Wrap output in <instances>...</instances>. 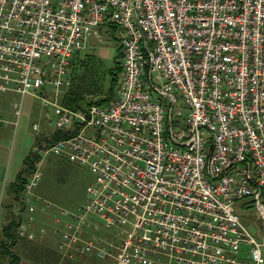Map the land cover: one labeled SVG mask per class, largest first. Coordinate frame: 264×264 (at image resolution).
Listing matches in <instances>:
<instances>
[{"label":"built area","instance_id":"2783aa9c","mask_svg":"<svg viewBox=\"0 0 264 264\" xmlns=\"http://www.w3.org/2000/svg\"><path fill=\"white\" fill-rule=\"evenodd\" d=\"M103 23L118 27L115 95L61 104L72 54ZM8 90L51 106L59 135L34 147L23 189L37 186L48 152L92 174L80 210L100 225L53 213L61 256L264 264V235L252 237L231 211L248 198L264 229V0H0V91ZM20 105L11 103L16 117ZM19 202L33 211L29 197ZM86 228L117 230L92 237Z\"/></svg>","mask_w":264,"mask_h":264},{"label":"rangeland","instance_id":"374dc122","mask_svg":"<svg viewBox=\"0 0 264 264\" xmlns=\"http://www.w3.org/2000/svg\"><path fill=\"white\" fill-rule=\"evenodd\" d=\"M111 25H108V23L99 24L97 26L99 35L94 38L90 33L85 47L81 48L78 51V58L75 57L77 58V63H79V60L82 56L84 57L85 54H91L96 56L97 58H100L102 65H100L99 69L96 70H98L97 74H99L103 78V86L107 84L109 75L107 72V67L114 64V59L115 62L119 61L120 64L121 58H115L117 54V47L121 49L117 39L118 27L115 25L114 27H112ZM75 58L73 59V62ZM75 68V70L79 71V67ZM115 75L116 79L112 86V96L113 94L115 95L116 92V88L119 82L120 70H118ZM66 87L61 91V93H59V102L61 94L66 89ZM47 94L48 96L53 95V88L51 84H47ZM175 94L178 97V92H175ZM19 100H21L20 112L16 117V115L13 113L11 103L13 101ZM105 102L106 101L96 103ZM86 103L89 102H85L83 104ZM83 104L77 107H80ZM165 113L167 114V109H165ZM184 113L185 108H182L181 115H183ZM0 118L1 122L5 121L4 119H6L7 121L8 119L13 121V126L10 124L8 127L3 128V131L4 134L9 135L6 142L9 143L8 147H10L11 156L16 158L18 153L17 148L19 144L24 145V143H26L28 152L32 148V146L35 147V143L32 141V137L33 140H35L36 135L39 133H43V137L46 133L50 135L51 128L53 127L54 114L51 106L43 105L40 97L36 93L32 94L31 92H25L20 97L17 92L8 90L0 91ZM32 122H36L38 124V130H33L31 128ZM0 129L2 128L0 127ZM54 131L56 130H53L52 132ZM39 170L41 172V176L37 186L30 191H26L24 189L22 191V194L25 195V197H29L30 204L33 206V211L28 212L26 210V207L30 205L26 206L25 204H21L22 210L20 212L22 218H31V223L27 227L28 229H32V232H34V234H32V239L38 237V231L40 229H43L44 234H42L40 241H43L44 243L50 245L53 249H55L54 239L58 236V234H53V229L60 227V224L56 225L53 222L52 214L55 212L58 213L60 210H64L65 212L64 215H59L61 219H70L69 214H74L77 216H81L84 222L96 224L99 223L100 225L99 218L96 214L89 211L84 212L80 210V207L85 206V204L87 203L88 196L85 192V187L91 182L92 179V174L87 168L86 164L71 162L67 160L64 155H56L52 152H48L47 154L40 155ZM248 200V198L237 200L234 204L231 205V211L235 215H237L241 225L252 237L260 239L261 236L264 235V229L261 225V219L258 216L255 207L252 204L249 205V203H247ZM18 204H15L16 207H14L16 213L17 208L20 207L18 206ZM4 211L5 210L3 208V212ZM36 221H38V225L36 226L37 228L34 227L36 225L34 224L36 223ZM116 230L117 228H112L106 231H104L103 229H98L95 232H91L89 228H86L88 235L92 237L106 236L108 232H113ZM84 233L88 237L85 231ZM20 243L21 242L19 241V243L17 242L16 244L19 245ZM15 249L19 248L15 246ZM18 255L22 258L26 257V255H23L21 253ZM61 257L62 258L60 264L62 263V261L63 263L67 264H84L86 260L89 261L91 259H86L84 257L78 256L81 258L74 257L75 259L73 260H67L64 259L67 257ZM93 260L96 263L114 264V260L112 258L102 260L94 257Z\"/></svg>","mask_w":264,"mask_h":264},{"label":"trees","instance_id":"16d2710c","mask_svg":"<svg viewBox=\"0 0 264 264\" xmlns=\"http://www.w3.org/2000/svg\"><path fill=\"white\" fill-rule=\"evenodd\" d=\"M111 26L114 27V25ZM78 51H75L71 56L69 84L61 94L60 102L66 106L75 108L85 102L109 101L114 96V94L112 96V86L116 79L115 73L121 68V58L120 64L119 61L115 62L114 59V64L107 67L109 75L107 84L103 86V78L97 74L98 70H96L102 65L100 58L91 54H85L84 57L82 56L83 58L81 57L79 63H77ZM117 57H121V49L119 47H117L115 58ZM74 58L75 60L73 62ZM75 67H79V71L75 70ZM58 137L59 135L56 131L50 132L48 138L43 137V133H39L36 135V139L33 140V142L36 146L41 142L50 143ZM37 158L38 155L35 153L34 147L32 146L28 153L22 158L21 167L15 174L13 181L7 185L8 203L4 205L5 222L0 227V264L17 263L20 259L18 255L20 253L26 255L25 259H28L34 264H58V262L61 261L62 257L58 251L53 249L50 245L40 240H29L17 234V229L23 222L22 215L20 214L22 205L19 202V198L21 197L24 183L30 175L33 164ZM15 204L20 206L17 208V213L13 212V208L16 207ZM19 241L21 242L18 247L19 249H15V245L17 242L19 243Z\"/></svg>","mask_w":264,"mask_h":264},{"label":"crops","instance_id":"0c3cea01","mask_svg":"<svg viewBox=\"0 0 264 264\" xmlns=\"http://www.w3.org/2000/svg\"><path fill=\"white\" fill-rule=\"evenodd\" d=\"M4 120L6 122L0 121V127L2 128V129H0V227L5 222V215L3 212V208L5 205V202L8 203L7 202L8 201L7 185L11 181H13L15 174L17 173V171L19 170V168L21 166L22 158L28 153L26 143H24V145L23 144L18 145V148H17L18 153H17L16 158L11 156L10 147H8L9 143L6 142L9 135L4 134L3 128L8 127L10 124L13 126V123H12L13 121H11L10 119H8V121L6 119H4ZM32 141H33V137H32ZM4 210H5V208H4ZM13 212H15L14 208H13ZM29 218L30 217L22 218L23 222L21 224H25L24 221L28 220ZM30 223H31V218H30ZM34 224H36L34 227L37 228L36 226L38 225V221H36V223H34ZM32 234H34V232H32V229H28V227L26 226L25 227V235H26L25 238L31 240L33 238ZM41 237L42 236L38 233V237H35V239H32V240H40ZM15 246L19 247L18 244H16ZM81 257H84L86 259L91 258L89 261L86 260L84 264H107V263H96V262H94L93 258L95 256L92 254L83 255ZM81 257H78V258H81ZM64 259L73 260L75 258H64ZM15 264H34V263L29 261L28 259L20 257L18 262ZM58 264H60V262ZM61 264H67V263H63V261H62Z\"/></svg>","mask_w":264,"mask_h":264}]
</instances>
